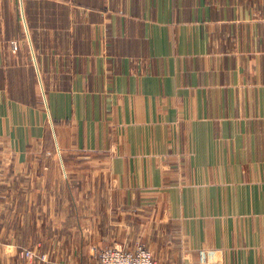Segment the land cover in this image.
Wrapping results in <instances>:
<instances>
[{
    "label": "crops",
    "instance_id": "crops-1",
    "mask_svg": "<svg viewBox=\"0 0 264 264\" xmlns=\"http://www.w3.org/2000/svg\"><path fill=\"white\" fill-rule=\"evenodd\" d=\"M146 215L181 264H264V0H0V264Z\"/></svg>",
    "mask_w": 264,
    "mask_h": 264
},
{
    "label": "rangeland",
    "instance_id": "rangeland-1",
    "mask_svg": "<svg viewBox=\"0 0 264 264\" xmlns=\"http://www.w3.org/2000/svg\"><path fill=\"white\" fill-rule=\"evenodd\" d=\"M15 44L17 45L16 42L13 43L14 48ZM18 46V45H17ZM17 49V48H15ZM149 215H146L145 217L142 218L140 224V227H135L132 228H127V233H126V240L119 243V242H111L109 244L103 245L101 247H104L103 249L113 247V246H120L125 249H130L134 248L137 245H144L151 253L153 254L154 259L158 264H181L179 260H175L172 257L173 251L172 249H169L167 245H165V240H163L162 237L157 235L156 226L157 224L152 222L149 219ZM154 223V228H152V224ZM150 226V228L148 227ZM124 240V239H123ZM1 247V245H0ZM19 252L22 255V258L25 260V246H19ZM98 248V247H94ZM136 249V247L134 248ZM133 249V250H134ZM39 256V255H38ZM38 256L35 257V259H29V261L33 262V264L40 263V264H59L60 261L57 260H50L49 258L44 259V257L41 255L40 258H37ZM178 261V262H177ZM62 262V261H61ZM79 261L77 264H86V263H80ZM87 263H90V261H84ZM186 263L184 264H192L189 263L188 260H185Z\"/></svg>",
    "mask_w": 264,
    "mask_h": 264
},
{
    "label": "built area",
    "instance_id": "built-area-1",
    "mask_svg": "<svg viewBox=\"0 0 264 264\" xmlns=\"http://www.w3.org/2000/svg\"><path fill=\"white\" fill-rule=\"evenodd\" d=\"M15 48L17 45L15 44ZM25 257L35 259L36 253L25 249ZM96 260L94 264H157L151 251L144 245H137L134 250H127L120 246H113L106 249L95 250ZM45 259V255H43Z\"/></svg>",
    "mask_w": 264,
    "mask_h": 264
}]
</instances>
